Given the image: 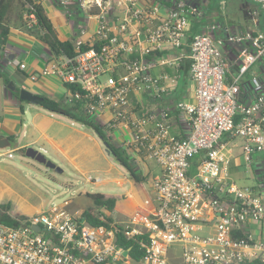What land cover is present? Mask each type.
<instances>
[{
	"label": "built area",
	"instance_id": "built-area-1",
	"mask_svg": "<svg viewBox=\"0 0 264 264\" xmlns=\"http://www.w3.org/2000/svg\"><path fill=\"white\" fill-rule=\"evenodd\" d=\"M158 1L81 0L82 7L98 8L97 29L88 40L75 41V55L44 70L69 85L68 104L83 101L90 119L111 129L124 127L129 135L123 148L160 164L151 184L152 206L94 226L83 212L68 208L67 198L19 225L0 222V264H264V83L255 73L245 81L250 69L264 62V31L216 21L192 36L194 100L176 105L189 124L179 137L172 131L171 109L143 111L130 96L157 98L169 90L171 77L153 71L159 64L180 66L183 54L171 57L166 51L186 44L191 18L205 16L208 0H170L168 7ZM251 1L264 16V0ZM58 2L66 6L70 0ZM24 18L28 27L38 22L34 10ZM225 135L242 139L246 165L258 161L256 185L241 186L232 178ZM0 157L13 159L15 151ZM142 235L150 241L140 259L118 243V236Z\"/></svg>",
	"mask_w": 264,
	"mask_h": 264
},
{
	"label": "crops",
	"instance_id": "crops-1",
	"mask_svg": "<svg viewBox=\"0 0 264 264\" xmlns=\"http://www.w3.org/2000/svg\"><path fill=\"white\" fill-rule=\"evenodd\" d=\"M26 1L12 0L11 9L3 19H0L2 24L9 27L6 42L0 45V83L1 79L4 83L1 89L3 99L1 96L0 133L14 141L15 146L10 148L15 151L14 158H16V151L25 150L26 154L29 147L39 149L46 153L49 156L47 159L55 163L56 167H60L62 171H57L56 168L45 164L46 168H51L56 174L67 172L70 179L75 182L70 185L66 184L69 186H66L65 193L73 194L76 191V185H85L83 192L77 198L71 199L69 208L72 212H84L86 207L93 206V201L88 194L98 192L97 190L91 192L89 188L103 189L105 187L119 191L104 193L117 199L116 210L108 212L115 219L126 218L139 210L149 209L153 203L151 184L153 179L161 173V166L156 160L128 151L133 156V161L141 162L140 165L137 164L139 167L137 170L141 171L147 179L145 186H142L130 176L127 169L112 153H108L104 141L93 129L65 114L49 111L37 103L27 100L20 101L16 96V89L20 90L25 87L37 95L49 96L67 103L66 98L70 93L69 85L60 75L44 72L52 64H62L65 55H55L45 41L25 29L23 21H25ZM32 1L44 9L61 41H71L74 45L78 39L88 40L98 27L96 15L98 8L92 5L82 7L81 0H70L66 6L60 4L58 0ZM150 1L159 2L158 0H147L152 3ZM163 2L167 7L171 4L170 0H163ZM206 8V14L202 19L191 18L186 44L180 49L166 51L171 57L183 54L180 66L176 68L159 64L153 71L155 75L166 73L171 77L167 82L169 90L157 98L133 94L130 96L132 105H137L143 111L159 112L166 108L171 109L173 112L172 131L179 137H185L189 124L187 115L177 111L176 105L181 100H194L195 82L191 76L189 57L192 36L205 31L207 25L216 21L228 22L243 31L263 30L259 24L262 9L258 3L251 0H243L244 20L239 23H232L226 18H221L219 11L212 6L210 1ZM167 12L164 8L161 16L165 17ZM82 29H86L85 35H82ZM153 56L152 59H154ZM18 62L25 63L26 68L21 69ZM253 73L264 83V62L254 65L245 76V81ZM104 117L109 118L110 116L106 113ZM107 129L112 142L123 147L124 139L129 135L126 129L124 127ZM18 139H23V142L20 143ZM223 140H229L228 153L231 157L232 178L241 186L256 185L259 179L258 161L254 160L251 165L245 164L242 157V139H230L225 135ZM49 174L54 177L50 171ZM16 176L17 171L0 162V201L12 203L11 214L13 216L45 211L41 207L31 208V205H28L26 200L20 196L16 195L13 198L14 191L11 184L17 180ZM148 196L152 201L151 205L148 200L144 203ZM74 204L77 205L78 210L76 207L73 210ZM209 230L208 227L204 229L205 232Z\"/></svg>",
	"mask_w": 264,
	"mask_h": 264
},
{
	"label": "trees",
	"instance_id": "trees-1",
	"mask_svg": "<svg viewBox=\"0 0 264 264\" xmlns=\"http://www.w3.org/2000/svg\"><path fill=\"white\" fill-rule=\"evenodd\" d=\"M26 3L27 4L24 5L25 11L34 10L36 12L38 22L32 27H28L26 25V22L23 21L25 29L33 34H36L39 38L45 41L55 55H65L69 57L75 55L76 52L73 43L71 41H61L59 39L57 32L51 20L48 18L47 14L45 13L44 9L39 4L34 3L32 0H27ZM11 7H12V0L0 1V19H3L7 15ZM259 24L261 29H263L262 31H264V16L262 13L259 18ZM8 32H9V27H7L5 24H2L0 22V45L6 42ZM85 48H87V46H85ZM6 82L8 83L7 79ZM15 94L20 99L19 89H16ZM20 101H24V100L20 99ZM36 103L49 111L65 114L70 118L93 129L98 134V136L104 142L107 143L109 151L115 156V158L119 161V163L127 169L130 176L135 181L142 184V186H145V183L147 181L146 176H144L141 171L136 169L135 163L133 161V156L128 152L127 149L121 146H117L112 142V137L109 134V131L105 125L99 124L95 120L90 119L89 117L86 116L83 101H79L76 104H68L61 102L60 100L51 98L49 96L39 95V99L37 100ZM192 163L196 165L197 160H192ZM88 196L92 199L93 206L86 209L83 212V216L86 218V221L89 224L94 226H98L102 224L109 225L110 222L115 221V217L113 215L108 214V212H113L116 210L117 199L114 196L107 195L101 192L89 193ZM146 200H148L149 205H151L152 201L149 196L144 200V203ZM102 208H105L107 210V213H104L101 210ZM11 209H12L11 202L0 203V222L8 225H19L24 219L27 218V215H21L17 217L13 216L11 214ZM101 215H104L105 220L100 218ZM236 236L242 237L244 236V234L237 232ZM149 241L150 239L148 235H142L137 237L136 239H130V240L118 236V243L121 244V246H124L125 248H130L131 256L134 257L135 259H140L144 255L145 253L144 245L149 243ZM174 263L182 264L180 262L179 263L174 262ZM245 264H262V263H260L259 261H254Z\"/></svg>",
	"mask_w": 264,
	"mask_h": 264
},
{
	"label": "rangeland",
	"instance_id": "rangeland-1",
	"mask_svg": "<svg viewBox=\"0 0 264 264\" xmlns=\"http://www.w3.org/2000/svg\"><path fill=\"white\" fill-rule=\"evenodd\" d=\"M212 2V6L215 7L221 16V18H226L232 23H239L244 20V13L242 9L243 0H208ZM247 14V13H246ZM249 16V14L247 15ZM105 79V77H104ZM0 89L3 88V80L1 79ZM2 99H3V92ZM29 117V115H28ZM233 139V138H232ZM20 143L23 142V139H18ZM9 148H0V153L7 151ZM39 150V149H37ZM47 158L49 156L43 151L39 150ZM0 162L4 166L9 167L10 169L17 171V180H14L11 184L13 189V198L15 196H20L24 198L28 205L35 207H41L44 210L48 209L53 203H62L64 199L67 198H77V196L83 192L85 185L79 184L75 186L76 191L71 194L70 192L65 193L66 186H69L71 183H75L69 177V173L56 174L51 168H46L44 163H41L31 157H28L24 151H16V158L10 159L7 157H0ZM28 162V163H27ZM135 162V161H134ZM141 162H135L136 169H139L137 166ZM49 171L54 175L51 177ZM71 174V173H70ZM250 182V181H249ZM69 184V185H66ZM249 185L251 183H248ZM102 192V193H115L119 192L117 189H92L89 188L91 192ZM7 198V197H5ZM86 199V198H85ZM0 203H5L0 201ZM44 203V206H43ZM77 205H73V210ZM69 208V207H68ZM87 209L89 207H86ZM85 208V209H86ZM70 209V208H69ZM79 208L76 207V210ZM72 210V209H71ZM12 213V211H11ZM15 215V214H14ZM21 216V215H15ZM119 219V218H118ZM178 249H175V254H178Z\"/></svg>",
	"mask_w": 264,
	"mask_h": 264
},
{
	"label": "water",
	"instance_id": "water-1",
	"mask_svg": "<svg viewBox=\"0 0 264 264\" xmlns=\"http://www.w3.org/2000/svg\"><path fill=\"white\" fill-rule=\"evenodd\" d=\"M12 89H15V87L14 88L12 87ZM19 92H20L19 97L22 100H27V101H31L32 103H36L37 100L39 99V95L29 91L25 87L20 88ZM104 144L107 147L108 153H111L108 149L107 143L104 142ZM14 146H15V143L12 140V138L6 136L3 133H0V148L4 149V148H9V147H14ZM26 155L28 157H31V158L41 162V163L46 164L48 167L56 168L57 171H60V172L62 171V169L60 167H56L55 163H53L51 160H48L44 154H42L37 149H34L33 147H29L26 150ZM36 229H37V227H36ZM128 254H129V249H126L123 252V255L127 256Z\"/></svg>",
	"mask_w": 264,
	"mask_h": 264
}]
</instances>
